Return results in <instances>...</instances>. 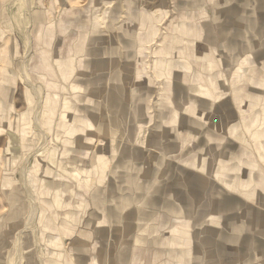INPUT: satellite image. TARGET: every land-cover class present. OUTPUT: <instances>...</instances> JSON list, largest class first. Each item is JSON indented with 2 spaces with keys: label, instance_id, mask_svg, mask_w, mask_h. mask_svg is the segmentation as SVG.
<instances>
[{
  "label": "rangeland",
  "instance_id": "obj_1",
  "mask_svg": "<svg viewBox=\"0 0 264 264\" xmlns=\"http://www.w3.org/2000/svg\"><path fill=\"white\" fill-rule=\"evenodd\" d=\"M214 1L0 0V264H77L65 230L75 223L76 197L93 194L98 174L71 159L83 128L76 108L79 94L87 95L82 82L102 89L97 111L108 121L89 123L84 145L95 149L97 164L113 153L112 174L101 172L100 183L110 178L119 196H134L153 185L134 166L162 165L168 196L178 163L186 178L193 164L213 160L220 179L221 162L238 160L241 185L261 192L252 204L261 219L254 264H264V0H219L218 8ZM73 24L89 32L88 59L63 58V27ZM123 69L132 71V92L148 98L138 111L134 98L125 109L108 100ZM119 164L127 166L113 171ZM203 238L200 264L216 248L204 247Z\"/></svg>",
  "mask_w": 264,
  "mask_h": 264
},
{
  "label": "crops",
  "instance_id": "obj_2",
  "mask_svg": "<svg viewBox=\"0 0 264 264\" xmlns=\"http://www.w3.org/2000/svg\"><path fill=\"white\" fill-rule=\"evenodd\" d=\"M213 3L217 8L221 5L219 0ZM70 16L75 14L72 13ZM82 17L85 22V15L82 14ZM68 27L67 31H64L63 27V58H68L69 54H73L72 59L82 58L85 56V49L88 50L86 35L89 32L79 24ZM82 59H88V56ZM121 71L113 77L108 100L117 102L113 107L125 109L127 106L131 107L128 102L134 98L138 111L139 106L148 98L133 93L129 86L131 84L128 79L129 73L126 69ZM131 74L132 71L129 75ZM81 87L87 94L85 97L90 100H86L82 93L79 94L81 100L76 103V108L80 109L77 114L82 119L83 128L76 131V153L71 159L83 169L97 167L98 174L92 187L93 194L76 197L77 212L76 216H72L75 223L70 224L65 230L71 235L67 239L66 248L75 256L77 264H105L108 259L111 260V264H200L199 257L202 253L198 248L197 236L201 234L204 237L201 240L204 247H216L203 253L202 264H213L214 255L218 254L222 257L220 264H254L260 252V244L255 242V239L259 238L256 233L259 229L255 228V222L261 223V219L260 212L253 214L255 207L252 204L254 200L258 202L261 199V192L258 189L250 191L249 187L241 185L239 174V170L243 169L241 163L237 160L235 164L231 166L225 164L223 168L224 162H221L220 179L214 178L217 169L213 160L193 164L194 171L186 178L179 176L178 170L182 164L178 163L172 170L171 182L170 180L168 182L170 190L175 194L168 196H164L165 175L162 174V165L152 166V171L151 168L143 170L142 166L136 164L134 166L136 172H142L144 177H151L148 182L150 185L153 184L152 187L146 191V186H140L139 193L134 196H119L117 194L119 191L112 190V187L117 186L111 185L110 178L107 186L100 183L101 172L111 171L112 174L113 153L109 151L107 163L97 164L98 155L95 149L87 151L85 147L89 146H84L87 144L85 138L90 137L93 132L89 123L100 121L104 125L108 122L102 121L104 116L97 111V108L103 107L102 89L93 87L88 90L84 82ZM141 90L142 88L139 92ZM116 92H123V97ZM148 92L152 93L150 89ZM182 114L178 112V117L181 118ZM121 115H124V111ZM176 118L177 114L175 120ZM113 120L119 122L116 118ZM120 120L125 124L124 119ZM101 130L107 131L104 127ZM96 138H103V135ZM239 155L240 151H237L236 156ZM126 166L127 164L115 165L113 171L122 170ZM228 173L232 177L231 180ZM234 182L238 183V187L233 186ZM180 184L185 185L181 187ZM106 187L109 188L108 191L105 190ZM1 189L4 193V186ZM97 193L99 195H96ZM81 206L83 211L79 212ZM246 217L251 218L247 219V222H251V227L246 225ZM218 234L220 240L212 242L211 237ZM245 235H250L251 240L245 239ZM244 240L248 242L245 243Z\"/></svg>",
  "mask_w": 264,
  "mask_h": 264
},
{
  "label": "bare ground",
  "instance_id": "obj_3",
  "mask_svg": "<svg viewBox=\"0 0 264 264\" xmlns=\"http://www.w3.org/2000/svg\"><path fill=\"white\" fill-rule=\"evenodd\" d=\"M33 209H34V207H33ZM35 210H36V209H35ZM35 210H34V212L36 213L37 210H36V211H35ZM33 216H34V215H33ZM33 216H32V217H33ZM34 218H35V216H34ZM32 219H33V218H32ZM34 221H35V220H34ZM34 221H33V222H34ZM31 224H32V222H31ZM33 225H36V224H33ZM28 226H30V224H29ZM28 226H27V227H28ZM30 227H31V226H30ZM33 227H34V226H33Z\"/></svg>",
  "mask_w": 264,
  "mask_h": 264
}]
</instances>
